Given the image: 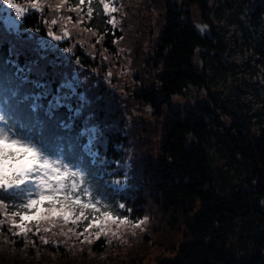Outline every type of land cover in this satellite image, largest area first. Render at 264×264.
<instances>
[{"label": "rangeland", "instance_id": "rangeland-1", "mask_svg": "<svg viewBox=\"0 0 264 264\" xmlns=\"http://www.w3.org/2000/svg\"><path fill=\"white\" fill-rule=\"evenodd\" d=\"M99 1L103 8L107 3L117 9L106 13L112 21L110 25L121 32L113 41V49H106L101 37L87 28L88 7L73 6L70 0H0V35L9 41L12 51L32 56L26 59L30 69L56 77L59 95L54 96L56 105L63 100L81 118L86 150L104 146L111 133L119 132L124 136L117 142L121 152L117 166L121 175L113 183L115 190L129 198L138 192L148 195L147 174L150 167L163 161L159 151L162 122L171 110L191 108L196 103L211 105L210 99H213L219 105L243 113L251 130H257L258 121L264 123V22L250 21L251 8L260 0H209L206 18L212 23L214 34L227 44V50L217 59L211 52L198 48L193 61L198 71L206 72L211 94L188 85L182 93L172 94L158 114L141 95L158 88L162 62L154 48L165 24L166 7H181V0ZM27 12H37L42 18L44 35L39 30L18 27ZM190 12L193 24L202 26L204 20L195 6L190 7ZM19 68L27 77L24 66ZM221 120L228 125V117L221 116ZM0 128L8 134L1 119ZM41 158L49 160L61 173H69L66 180L69 190L73 180L79 185L77 175H70L76 168L59 157ZM222 163V159L215 157L214 165ZM36 175L33 173L24 183H31ZM23 184L3 187V190H15ZM38 191L35 181L33 195L28 199L36 198ZM147 199L142 216L132 219L133 223L140 220L145 223L140 227L110 224L108 235L99 239L94 235L97 228L89 232L84 229L101 214L90 218L87 211V219L75 225L70 220L65 224L57 219L54 225H44L48 231L39 232L35 225H30L32 230L26 236L8 224L0 225V264H158L171 261L186 241V219L180 212L163 210L151 196ZM197 209L198 205L193 213ZM7 212L13 211L7 209ZM0 219H5L2 210Z\"/></svg>", "mask_w": 264, "mask_h": 264}, {"label": "trees", "instance_id": "trees-1", "mask_svg": "<svg viewBox=\"0 0 264 264\" xmlns=\"http://www.w3.org/2000/svg\"><path fill=\"white\" fill-rule=\"evenodd\" d=\"M70 2L91 9L87 28L101 37L106 49H113V41L121 32L108 23L102 3L86 0L83 6L79 0ZM208 2L181 0V7L165 9V24L154 48L162 62L159 85L141 95L145 103L153 106L155 114L160 113L162 104L172 94L182 93L188 85L210 93L206 72L196 69L193 58L201 48L219 59L227 44L214 34L213 25L206 18ZM191 6L209 25V34L200 37L196 32ZM250 19L255 24L264 22V0L251 8ZM18 27L39 30L44 35L42 18L37 12H27ZM28 58L32 56L12 51L9 41L0 35V118L11 139H18L38 152L59 156L79 170L81 185L88 191V198L83 195L81 202L91 201L100 210H85L88 217L108 211L136 220L151 196L163 210L180 212L186 219V241L173 260L158 264H264L263 121L257 122V130H251L243 113L213 99L211 105L196 103L191 108L171 110L162 122L159 151L163 161L150 167L147 174L148 195L138 192L129 198L113 186L121 175L117 142L124 136L111 133L104 146L86 150L81 118L63 100L56 105V77L30 69L26 64ZM19 66L28 71L27 77ZM221 116L229 118L227 126ZM215 157L223 160L222 165H214ZM30 190L27 183L10 191L0 188V201L8 205L9 211H20L32 195ZM121 204L126 207L120 208Z\"/></svg>", "mask_w": 264, "mask_h": 264}, {"label": "snow or ice", "instance_id": "snow-or-ice-1", "mask_svg": "<svg viewBox=\"0 0 264 264\" xmlns=\"http://www.w3.org/2000/svg\"><path fill=\"white\" fill-rule=\"evenodd\" d=\"M85 2L86 0H79L81 5ZM35 6L34 4L33 7ZM17 11L20 12L21 9L18 7ZM116 11V8H110L107 3L104 4L105 13ZM87 14L92 15L91 9ZM52 23L55 24L56 21L53 20ZM108 23H112V21L109 20ZM198 27L200 31L206 28V26ZM55 38L61 39L60 36H55ZM14 148L17 151H13ZM33 173L37 174L35 181L39 189L36 198L28 199L20 206L22 210L13 211L10 214L7 212L8 205L0 201V210L4 212L5 216V219H0V225L8 224L11 228L18 229L21 235L26 236L32 230L30 225H35L38 232L48 231L44 225H54L57 219L64 221L65 224L70 220L75 225L81 219H87L85 210L90 209L93 213L100 211L91 201L82 203L80 196L74 195L79 187L74 180L70 186L71 190H69V185L66 183L69 173H61L58 167H54L49 160L42 159L39 152L28 144L22 143L18 139H11L6 132L0 134V188L23 184L25 180L32 177ZM70 175L75 177L77 173L72 172ZM119 207L123 209L126 206L121 204ZM77 209H79L78 212ZM143 223L145 220L133 223L128 215H113L112 212L105 211L95 217L84 229V232H89V229L95 227L98 230L94 235L99 239L101 236L108 235V225L110 224L117 225V227L129 224L133 227H140ZM41 239L44 238L41 237ZM44 242L48 241L44 240Z\"/></svg>", "mask_w": 264, "mask_h": 264}, {"label": "water", "instance_id": "water-1", "mask_svg": "<svg viewBox=\"0 0 264 264\" xmlns=\"http://www.w3.org/2000/svg\"><path fill=\"white\" fill-rule=\"evenodd\" d=\"M202 26H206V28H204V30L201 32L199 28L197 27V25H194V28L196 32L200 35V37H203V34H206V35L209 34V30H208L209 25L206 24L205 22H202Z\"/></svg>", "mask_w": 264, "mask_h": 264}, {"label": "clouds", "instance_id": "clouds-1", "mask_svg": "<svg viewBox=\"0 0 264 264\" xmlns=\"http://www.w3.org/2000/svg\"><path fill=\"white\" fill-rule=\"evenodd\" d=\"M0 134H5L4 129H0Z\"/></svg>", "mask_w": 264, "mask_h": 264}]
</instances>
